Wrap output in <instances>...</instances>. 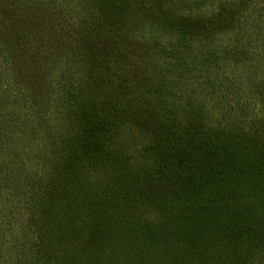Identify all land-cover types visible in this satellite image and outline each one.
I'll list each match as a JSON object with an SVG mask.
<instances>
[{
    "label": "trees",
    "instance_id": "trees-1",
    "mask_svg": "<svg viewBox=\"0 0 264 264\" xmlns=\"http://www.w3.org/2000/svg\"><path fill=\"white\" fill-rule=\"evenodd\" d=\"M17 1L0 0V17L25 27L24 15L11 16ZM174 1L155 3L161 21L141 35L157 56L140 68L149 81L143 93L132 90L138 72L122 74L116 43L127 35L129 8L148 0L91 4L108 43L92 52L94 38L75 30L62 81L86 66L80 85L70 81L55 100L53 112L71 124L56 135L60 155L49 144L35 150L33 127L48 121L49 106L22 99L40 118L25 112L13 121L21 112L0 103V254L9 264H97L103 246L111 248L107 264L115 254L130 264H264V130L239 129L252 113L264 118V0ZM3 33L0 54L18 40ZM244 80H255L252 89ZM202 93L214 104L196 103ZM126 121L146 156L138 162L119 139ZM75 241L76 253L68 249Z\"/></svg>",
    "mask_w": 264,
    "mask_h": 264
},
{
    "label": "rangeland",
    "instance_id": "rangeland-1",
    "mask_svg": "<svg viewBox=\"0 0 264 264\" xmlns=\"http://www.w3.org/2000/svg\"><path fill=\"white\" fill-rule=\"evenodd\" d=\"M174 2H177V0ZM15 3L17 4H15V7L11 10V16L16 17V20H18L24 15L23 18L26 19V23L24 24L25 27L22 25L19 27L8 26V18L3 19V17H0V39L6 36L3 31L7 32L8 36L11 38H15L12 35L14 33L18 36V40L14 44V47L9 46L10 53L8 51L0 54V98H4L0 103L8 102L5 106L7 108L5 109L6 112L8 111L11 113L12 110H14L16 114L19 111L21 112V116L18 118H14V115L11 113L12 116H10V118L13 119V121L23 118L25 112L28 114L29 120L32 119V117L40 118L41 110H45L48 106L50 107L49 111L52 113L56 107L55 100L61 94V90L66 89L70 81L80 85L81 81L84 79V67L86 65L83 64V66L78 67L67 82L62 81V75H60L61 70L64 68L66 57L70 53L75 56L72 48L77 45L71 47V42L77 36L76 29L78 30L81 29L80 27H84L87 33L86 36L94 38L92 43L94 48H92V52L96 51V47L100 49L108 43L103 39L104 30L102 26L95 17H93L95 9L91 4H94V0H21ZM155 3H159L158 0H148V7H137L132 5L131 8H129V14L124 21V30L127 35L119 33L118 38H121H119V42L116 43L117 49L124 50L125 54L123 58L125 63H120L119 65L122 74L125 76H135L134 73L138 72L133 78L134 86L132 90L135 91V93H143L145 86L149 83L148 80H145L146 76L139 73L141 71L140 68H144L147 62L148 65L152 64L157 57L154 51V43L147 38L141 37V35L143 36L146 33L147 23L154 22L155 25V23L161 21V14L156 9ZM22 28L24 30H22ZM25 29H29L30 31H25ZM61 33L64 36L63 40L61 38ZM20 34L24 36L22 43ZM164 36L163 34L159 39ZM163 40L165 43L167 38H163ZM160 41L162 40H159L158 44L162 43ZM88 47L89 49L91 47L90 41ZM89 49L84 50L88 51ZM86 55L91 57L89 54ZM204 56L206 55L204 54L202 58H204ZM78 57L81 58L80 56ZM82 57L95 68L97 73L102 69V66L98 68V62L90 60L83 55ZM202 58L199 57L201 62ZM256 58L257 57L254 59ZM161 60L162 59L159 61ZM203 66L205 67V71L206 64H203ZM110 68L113 72L115 71V67L110 66ZM245 82L244 80V83ZM254 82L255 80L249 84L246 82V87L244 89H252L251 85ZM171 90H175V88ZM86 92L87 91H85L83 95L90 93ZM250 93V90H247V95ZM50 96L52 97L50 98ZM22 99L36 101L38 106L41 105V108H39L41 109L40 113H31L24 107L25 105L21 106L20 102ZM211 100H213V98L209 95L203 94V97L199 95L196 96V103H204V105L210 106L214 104V101ZM254 110L256 111L257 108ZM47 118L50 120L48 119V121H46L44 118H40L41 122L38 124V127H33L35 132V150L45 148L47 147L46 145L49 144V146L52 145L51 155L57 156L60 155L63 150L59 149L57 145L58 142L55 141L57 139L56 135H63L61 128L64 127L65 129L70 122L68 119L66 120V118H63L61 114L56 115L54 112L48 115ZM211 119L216 121V119L220 120L222 118H204L206 121ZM204 120L203 122H205ZM242 120H244V124L239 128L240 130L249 131L251 133L259 130L261 133L262 130H264V118H254V113H252L251 117L243 118ZM121 128L123 131L119 139L125 145L126 151L130 152L127 157H132L137 162L145 158L144 151L141 150L142 145L140 144V139L137 140L138 132L134 130L132 125L127 121ZM23 134H25V131H23ZM20 138H22V143L26 140L25 136H20ZM135 143H138V145ZM149 172H151V170ZM12 179L13 174L10 172L9 176L7 175L4 177V183L7 184ZM3 193L4 192H2V194ZM7 193H9V190L6 191L5 189V194ZM6 204V199H3L2 203H0V207L2 206L4 208ZM9 220L7 224H11ZM19 221L18 225L20 226L26 224L27 220L26 217L22 216ZM80 244L79 241H75L73 244L69 245L68 249L76 253L81 250ZM126 245H128V243H125V246ZM102 251L101 261L97 264H107L106 260L109 258L111 248L103 246ZM0 253H4L3 248L0 249ZM87 255L88 254L85 252V256ZM6 259L8 258L0 254L1 262L9 264V261ZM113 259V264H130L129 261L131 260L129 258H122L120 255L116 256V254Z\"/></svg>",
    "mask_w": 264,
    "mask_h": 264
}]
</instances>
